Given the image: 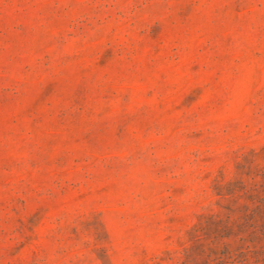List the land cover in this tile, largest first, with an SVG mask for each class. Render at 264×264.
Instances as JSON below:
<instances>
[{
	"label": "rangeland",
	"instance_id": "rangeland-1",
	"mask_svg": "<svg viewBox=\"0 0 264 264\" xmlns=\"http://www.w3.org/2000/svg\"><path fill=\"white\" fill-rule=\"evenodd\" d=\"M0 264H264V0H0Z\"/></svg>",
	"mask_w": 264,
	"mask_h": 264
}]
</instances>
